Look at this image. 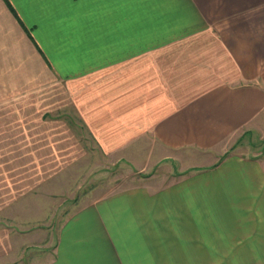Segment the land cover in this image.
<instances>
[{
  "label": "crops",
  "instance_id": "crops-1",
  "mask_svg": "<svg viewBox=\"0 0 264 264\" xmlns=\"http://www.w3.org/2000/svg\"><path fill=\"white\" fill-rule=\"evenodd\" d=\"M1 215L0 264H264V0H0Z\"/></svg>",
  "mask_w": 264,
  "mask_h": 264
},
{
  "label": "rangeland",
  "instance_id": "rangeland-1",
  "mask_svg": "<svg viewBox=\"0 0 264 264\" xmlns=\"http://www.w3.org/2000/svg\"><path fill=\"white\" fill-rule=\"evenodd\" d=\"M89 160L85 164L86 171L78 173L76 176L80 186L78 193L86 194L88 199H92L105 193L114 192L118 189L129 188L140 185L147 175H154L159 170L151 172H137L124 163L116 165L114 160L105 157L87 158ZM98 165V166H95ZM83 180L80 182V180ZM76 188V187H75ZM77 189V188H76ZM4 220L3 215L0 216V222ZM12 222L10 221V224ZM9 222L7 225H10ZM1 229V227H0ZM49 253V251H47ZM29 255L26 254V256ZM43 255V254H42ZM28 258V257H27Z\"/></svg>",
  "mask_w": 264,
  "mask_h": 264
}]
</instances>
